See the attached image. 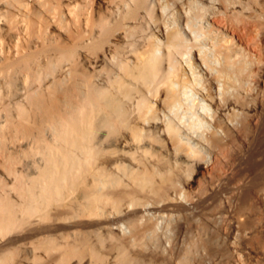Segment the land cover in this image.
Here are the masks:
<instances>
[{
	"label": "bare ground",
	"instance_id": "obj_1",
	"mask_svg": "<svg viewBox=\"0 0 264 264\" xmlns=\"http://www.w3.org/2000/svg\"><path fill=\"white\" fill-rule=\"evenodd\" d=\"M91 1L0 0V264H264L166 213L263 105L248 1Z\"/></svg>",
	"mask_w": 264,
	"mask_h": 264
},
{
	"label": "rangeland",
	"instance_id": "obj_2",
	"mask_svg": "<svg viewBox=\"0 0 264 264\" xmlns=\"http://www.w3.org/2000/svg\"><path fill=\"white\" fill-rule=\"evenodd\" d=\"M95 1L96 0L91 1L92 4L90 3V5H93L92 7L94 10L96 9ZM260 1L261 0H243V2H247L245 4L246 9L240 10L238 8L237 10H240L238 16L236 17L235 14L234 16H230L235 20L234 22L232 19V23L235 25L234 28H236V30H238V26L239 28L243 26L247 28L248 26L247 29H250V34L253 37L250 35L248 40H245L246 42L243 43L237 39V44L247 48L249 47L248 51L250 50V53H252L251 57L255 59L254 61L261 56L264 61V31H262L264 30V6ZM246 10H248V12H246ZM254 16L255 18H251ZM243 18H246L244 22L242 21L244 20ZM255 26L257 28L260 27V36L254 32L251 33L252 29H255ZM54 32L55 39L58 41L57 45H64L65 47V42L63 41L65 39L67 40L66 42H68V37H71L70 35L73 33L72 24L69 21L66 22L64 26L59 24ZM58 35L59 37H57ZM254 41L261 44H258L260 45V48H258L260 51L257 49V46L254 47ZM68 46L67 44L66 47ZM261 49L263 52H261ZM260 53L263 55H260ZM253 67L255 70L258 69V65L256 67V64H253ZM260 88L262 92H264V83H260ZM262 99L263 102H260V104H263L261 105V109L257 107V111L250 112L253 116L251 117L250 115L248 121L252 123V127L250 129L247 128L248 130L245 129L244 132L239 131L235 133V136L232 135L230 145H227L223 150L210 152L207 158L209 160L208 166L200 168L198 165L191 166L185 163L184 166L180 168L178 186L170 192L171 199L173 198L171 202L173 203L170 202L171 204H168L170 207L166 210V213H176L175 216L179 217H176L179 220L180 218H188L186 221L190 222L191 225H188L191 231L194 232L192 233L190 231V235L196 234L198 228L204 227L209 234L213 233L223 243L233 241L232 238H234V236L232 235V237L229 234V227L234 224L236 220H242L241 222H243V224L254 223L253 227L255 225L257 227L249 228L247 229L248 232H244L245 237L239 244V252L250 260H262V262H264V97H262ZM242 121H244V119ZM244 122L246 123V121ZM188 201L191 202L189 203ZM185 203L189 206L188 211L184 209V207H188ZM159 205L161 206L159 207L160 209L165 207L164 204L159 203ZM173 209H175L176 212H172ZM137 210L140 211V209ZM16 236L18 237V232L17 234L13 232V234L8 236L5 240L16 238ZM207 236L208 235H206V237ZM25 250L26 251L22 248L24 254L25 252H29V249L28 251L27 249ZM78 260L79 259H75L70 264H80ZM42 262L45 263V260ZM83 262L81 264H86V260Z\"/></svg>",
	"mask_w": 264,
	"mask_h": 264
}]
</instances>
